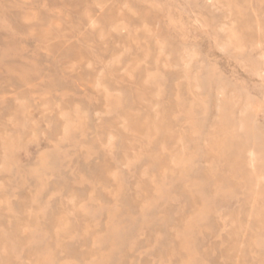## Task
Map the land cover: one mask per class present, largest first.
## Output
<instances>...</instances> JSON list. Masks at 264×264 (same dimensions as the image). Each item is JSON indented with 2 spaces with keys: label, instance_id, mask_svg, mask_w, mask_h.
<instances>
[{
  "label": "rangeland",
  "instance_id": "obj_1",
  "mask_svg": "<svg viewBox=\"0 0 264 264\" xmlns=\"http://www.w3.org/2000/svg\"><path fill=\"white\" fill-rule=\"evenodd\" d=\"M0 264H264V0H0Z\"/></svg>",
  "mask_w": 264,
  "mask_h": 264
}]
</instances>
